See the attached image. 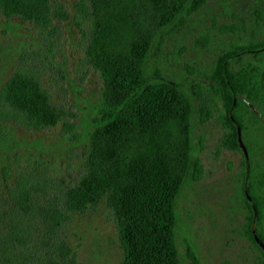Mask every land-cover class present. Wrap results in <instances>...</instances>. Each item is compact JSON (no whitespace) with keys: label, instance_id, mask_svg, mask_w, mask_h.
I'll return each instance as SVG.
<instances>
[{"label":"trees","instance_id":"obj_1","mask_svg":"<svg viewBox=\"0 0 264 264\" xmlns=\"http://www.w3.org/2000/svg\"><path fill=\"white\" fill-rule=\"evenodd\" d=\"M205 3L77 0L79 14L89 22L85 53L102 77L100 97L88 121L83 169L60 202L46 207L22 181L6 186V193L0 194V258L12 262L21 256L20 242L32 219L40 217L54 231L66 211H84L105 198L116 219L121 264H180L177 199L185 184L197 181L203 171L193 147L194 96L158 70L150 74L146 66L163 34ZM0 14L40 27L69 16L57 0H0ZM231 15L235 20L220 28L231 38L216 46L203 85L221 104L222 145L243 156V229L256 252L254 264H264V249L252 232L253 224L264 243V0H255L250 17ZM61 118V110L28 70L12 71L0 85V132L6 119L40 129ZM14 144L0 133V149ZM61 246L65 251L57 264H73L71 249Z\"/></svg>","mask_w":264,"mask_h":264},{"label":"rangeland","instance_id":"obj_2","mask_svg":"<svg viewBox=\"0 0 264 264\" xmlns=\"http://www.w3.org/2000/svg\"><path fill=\"white\" fill-rule=\"evenodd\" d=\"M57 1L69 16L55 18L47 27L0 14V85L12 71L28 70L62 112L56 125L40 129L3 121L1 137L9 136L15 144L0 149V194L22 181L45 207L60 202L83 169L88 121L102 87L100 72L85 53L88 20L79 14L77 0ZM254 4L255 0H206L183 24L163 34L147 62L150 74L158 70L194 96L193 147L203 171L197 181L185 184L177 199L180 264H254L256 252L243 229V156L222 145L221 104L203 85L216 46L231 38L220 28L235 20L231 12L250 17ZM66 214L54 231L40 217L32 219L20 242L21 256L12 262L0 258V264H57L65 251L63 243L72 251L73 264H121L116 219L105 198Z\"/></svg>","mask_w":264,"mask_h":264},{"label":"water","instance_id":"obj_3","mask_svg":"<svg viewBox=\"0 0 264 264\" xmlns=\"http://www.w3.org/2000/svg\"><path fill=\"white\" fill-rule=\"evenodd\" d=\"M237 130H238V142H239V145L243 149V151H245L246 148H245V145H244L243 140H242L241 135H240L239 126H237ZM248 172H249V160H248V157L246 156V175L248 174ZM252 232H253L254 238L257 241V243L264 249V243L256 235L253 224H252Z\"/></svg>","mask_w":264,"mask_h":264}]
</instances>
